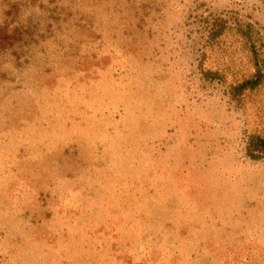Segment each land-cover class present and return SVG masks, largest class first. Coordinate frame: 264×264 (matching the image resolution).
<instances>
[{
  "label": "rangeland",
  "instance_id": "obj_1",
  "mask_svg": "<svg viewBox=\"0 0 264 264\" xmlns=\"http://www.w3.org/2000/svg\"><path fill=\"white\" fill-rule=\"evenodd\" d=\"M215 15L264 58V0H134L96 58L0 83V264H264V84L231 95L252 64L231 30L202 53Z\"/></svg>",
  "mask_w": 264,
  "mask_h": 264
},
{
  "label": "trees",
  "instance_id": "obj_2",
  "mask_svg": "<svg viewBox=\"0 0 264 264\" xmlns=\"http://www.w3.org/2000/svg\"><path fill=\"white\" fill-rule=\"evenodd\" d=\"M133 6L134 0H0V83L12 78L11 73L22 69L35 54L61 56L68 64L70 57L78 59L77 64L96 58L105 40L101 33L93 41L88 38L106 23L117 28L124 11ZM204 23L200 40L203 54L231 30L241 38L251 61L252 73L232 83L231 95L240 98L259 89L264 84V58L259 51L262 37L258 29L249 21L229 24L222 15L208 17ZM98 39H102L98 46L91 47ZM203 63L200 70L205 79L220 82L224 78L219 69ZM263 154L264 135L250 133L247 157L258 159Z\"/></svg>",
  "mask_w": 264,
  "mask_h": 264
}]
</instances>
